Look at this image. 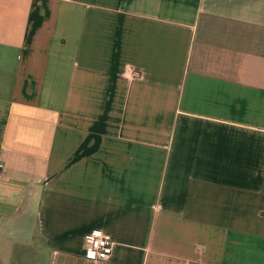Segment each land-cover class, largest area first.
Segmentation results:
<instances>
[{
    "label": "crops",
    "instance_id": "1",
    "mask_svg": "<svg viewBox=\"0 0 264 264\" xmlns=\"http://www.w3.org/2000/svg\"><path fill=\"white\" fill-rule=\"evenodd\" d=\"M0 164L9 264H264V0H0Z\"/></svg>",
    "mask_w": 264,
    "mask_h": 264
},
{
    "label": "built area",
    "instance_id": "2",
    "mask_svg": "<svg viewBox=\"0 0 264 264\" xmlns=\"http://www.w3.org/2000/svg\"><path fill=\"white\" fill-rule=\"evenodd\" d=\"M2 164H0V170ZM114 241L105 234L92 231L83 237L82 251L89 260H107L113 251Z\"/></svg>",
    "mask_w": 264,
    "mask_h": 264
},
{
    "label": "rangeland",
    "instance_id": "3",
    "mask_svg": "<svg viewBox=\"0 0 264 264\" xmlns=\"http://www.w3.org/2000/svg\"><path fill=\"white\" fill-rule=\"evenodd\" d=\"M9 263H11V262H7V261L2 260V259L0 260V264H9ZM25 264H30V262H25Z\"/></svg>",
    "mask_w": 264,
    "mask_h": 264
}]
</instances>
